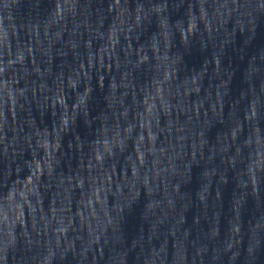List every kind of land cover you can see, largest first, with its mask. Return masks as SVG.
I'll list each match as a JSON object with an SVG mask.
<instances>
[{
    "label": "water",
    "instance_id": "1",
    "mask_svg": "<svg viewBox=\"0 0 264 264\" xmlns=\"http://www.w3.org/2000/svg\"><path fill=\"white\" fill-rule=\"evenodd\" d=\"M0 264H264V0H0Z\"/></svg>",
    "mask_w": 264,
    "mask_h": 264
}]
</instances>
